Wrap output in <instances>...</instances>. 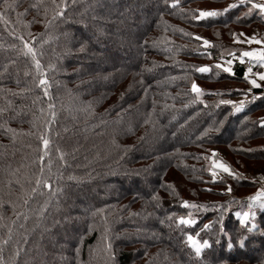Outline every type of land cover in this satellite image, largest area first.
<instances>
[{"label":"trees","instance_id":"obj_1","mask_svg":"<svg viewBox=\"0 0 264 264\" xmlns=\"http://www.w3.org/2000/svg\"><path fill=\"white\" fill-rule=\"evenodd\" d=\"M173 3L0 0L3 264H264V198L251 199L263 187L247 173L264 165V87L239 60L264 18L239 0ZM228 60L234 75L216 67ZM228 81L248 89L214 86ZM219 151L235 175L213 178ZM244 211L255 218L240 225ZM188 234L210 247L197 256Z\"/></svg>","mask_w":264,"mask_h":264},{"label":"snow or ice","instance_id":"obj_2","mask_svg":"<svg viewBox=\"0 0 264 264\" xmlns=\"http://www.w3.org/2000/svg\"><path fill=\"white\" fill-rule=\"evenodd\" d=\"M165 2H167V0H165ZM240 2L241 3H249V4H251L252 7L249 9V14L251 13V11L253 9H258L261 14H264V3L253 2V0H240ZM175 3H176V0H174L173 6H175ZM235 7H237L236 4H230L228 6V8H225L223 10V12L227 13L229 11V9L235 8ZM57 14L62 16L63 12L60 11ZM0 15H2V14H0ZM220 15H222V13L219 12V11H216V10H201L199 12V15L196 16L195 19L200 20V19H205V18H215V17H218ZM241 35H243V34H241ZM196 39H202V38L201 37H196ZM255 42L256 43H262V41H259V40L255 41ZM204 44L207 45L208 41L205 40ZM26 48H27V52L31 53L32 56H33V59L35 60V51H34V49L31 48V47H28L27 45H26ZM244 57H249L252 60H255L261 67H264V49L259 50L258 52L257 51H244L242 53V56L239 58L240 63H244V59H243ZM35 63L37 65V68H39L40 67V61L39 60H35ZM226 64L228 66H224V65L218 64L216 67L222 68L224 72H227L229 74L234 75L235 73L233 72V68L231 67V65L233 64V60H228L226 62ZM196 71L199 72V73H207V72L210 71V67L209 66H200V67L196 68ZM249 73H252V68L251 67H249L247 69V71H246V74H245L246 78H247V75ZM254 75L258 76L260 81H264V72H257ZM249 82L254 87H260L261 86L260 84L257 83L256 79H251ZM39 83L44 88V95H48V81L46 79H41L39 81ZM249 91H251V89H249ZM192 92L197 94V96H199V94L202 92V89L195 82H193L192 83ZM253 99H256V97H253ZM221 103L222 104H231V105L234 106V109H235L236 112H240L243 109V107H244L245 100H241L238 104L236 102L232 101V100H222ZM49 107L52 108L53 105L50 104ZM52 115L55 116V113L53 112ZM260 124H261V127H264V120H261ZM41 140H42V145H43V149H44V155H47L48 154V148H49V145H50V140L47 137H41ZM213 156H215V151L214 150H213ZM63 158H64L63 154H61V159H63ZM39 159L41 161H43L44 156L43 155L40 156ZM49 168H50V165H49ZM212 168L213 169H220V170H222L225 173H229V174L235 175L234 173H232L229 165H227L226 163L217 161L216 159L212 160ZM41 171L43 172V168L41 169ZM211 174H212L213 178H215L216 175H217V172L215 170H212ZM36 184H37V186H41L42 185L44 187H49V188L51 187V185L48 183L47 180L37 179ZM36 190L37 189L34 188L33 192H35ZM260 197H264V190H261L260 192H258L257 195L254 196V197H251V199L252 200H257ZM183 206L184 207H188L189 206L188 202L185 201ZM249 207L251 208L252 205H249ZM259 207L261 209H264V201H261ZM234 215L238 218V222H239L240 225H245L246 222H248L250 219H254L255 218V212H250V211H244L242 215H241L240 212H236ZM179 223L186 224V225H193L195 223V221L190 219V218L181 217L179 219ZM204 227L207 228L208 225H205ZM255 227H256V225L253 224L252 225V229H254ZM252 229H249V230H252ZM221 231H222V233H224L223 226H221ZM227 235L229 237L228 243H227V247L229 249H231V248L234 247V244L231 241V235L230 234H227ZM187 240L189 242L190 247L192 249H194L195 254L197 256L201 255L203 249L210 247L208 240H204L201 243L198 239H195L193 237V235H191V234H188ZM244 241H245V238L241 237L237 241V243H239V245L241 247H243L244 246ZM109 247H110V245H109ZM0 264H3L2 258H0Z\"/></svg>","mask_w":264,"mask_h":264},{"label":"rangeland","instance_id":"obj_3","mask_svg":"<svg viewBox=\"0 0 264 264\" xmlns=\"http://www.w3.org/2000/svg\"><path fill=\"white\" fill-rule=\"evenodd\" d=\"M260 1L264 2V0H260ZM93 4L96 5V6L98 5V3H93ZM230 4H231V2L228 3V5H230ZM251 7H252L251 4H249V3L246 4V10L250 9ZM243 10L244 9L240 10V12H242ZM253 10H255V9H253ZM261 16L264 18L263 14ZM247 32H248V35H253V37H255V36L260 37L264 41V26L254 23V24L251 25V28ZM98 57H99L98 59H99L100 63H102V64H104V63H106L108 61L104 55L103 56L101 55V56H98ZM225 66H228V65L225 63ZM210 86H212V85H210ZM214 86H217V87L220 86V89H218V90L221 91V92L224 91L225 93L229 92V89H231V88H234V90H237V89H248L247 87H245V85H242L240 83H234V82L232 83V82H229V81L228 82H219V84H217V85L214 84ZM234 90L232 89V90H230V92H232ZM218 155H219V158L216 159V160L225 163L224 160H223V157L226 158V154L224 152H222V151H219ZM212 160H213V158H212ZM213 170H215L217 172V175H216L215 178H217V177H219L221 175L222 170H220V169H213ZM247 173H248V175L253 176L256 179H257V177L263 178V181H264V165L256 166L254 169L248 170ZM108 187H109V189L107 190V192H111V191H115V190L117 191L119 189L118 188L119 187L118 184L114 183L112 181V179H111V182L109 180ZM263 189H264V187H263ZM261 190L262 189H259L258 192H260ZM257 193H256V195H257ZM261 198H263V197H260L259 199H261ZM257 200H253V201H257ZM251 205H252V202H251Z\"/></svg>","mask_w":264,"mask_h":264},{"label":"crops","instance_id":"obj_4","mask_svg":"<svg viewBox=\"0 0 264 264\" xmlns=\"http://www.w3.org/2000/svg\"><path fill=\"white\" fill-rule=\"evenodd\" d=\"M259 3H264V2H262V1H260V0H257ZM264 15V14H263ZM240 40H242L243 42H244V44H245V50H243L242 52H241V56H242V53L244 52V51H259V50H262V49H264V41H263V39L262 38H260V37H257V36H255V37H253V35H248L247 34V36H245V37H241L240 38ZM257 40H259V41H262V43H256L255 41H257ZM253 49V50H252ZM244 60L248 63V65H247V68H246V71H247V69L249 68V67H251L252 68V73H249L248 75H247V78H246V76H245V78L248 80V83L249 84H251L249 81L251 80V79H256L257 80V83L258 84H260L261 86H263L264 87V81H260L259 80V77L258 76H256V75H254L255 73H257V72H264V67H261L255 60H252L251 58H249V57H244ZM245 74H246V72H245ZM252 85V84H251ZM253 86V85H252ZM257 179L258 180H260L261 182H262V187H264V181H263V178H260V177H257ZM262 190H264L263 188H262ZM264 198V197H263ZM262 199V198H261ZM260 199H258L257 201H259Z\"/></svg>","mask_w":264,"mask_h":264},{"label":"water","instance_id":"obj_5","mask_svg":"<svg viewBox=\"0 0 264 264\" xmlns=\"http://www.w3.org/2000/svg\"><path fill=\"white\" fill-rule=\"evenodd\" d=\"M49 188V187H48Z\"/></svg>","mask_w":264,"mask_h":264}]
</instances>
